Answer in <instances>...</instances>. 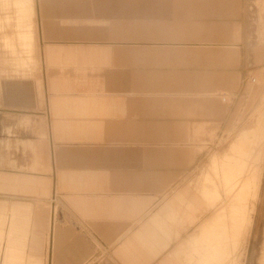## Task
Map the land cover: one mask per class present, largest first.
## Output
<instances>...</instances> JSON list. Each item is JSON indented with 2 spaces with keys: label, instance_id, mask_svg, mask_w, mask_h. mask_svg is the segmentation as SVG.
<instances>
[{
  "label": "crops",
  "instance_id": "obj_1",
  "mask_svg": "<svg viewBox=\"0 0 264 264\" xmlns=\"http://www.w3.org/2000/svg\"><path fill=\"white\" fill-rule=\"evenodd\" d=\"M258 20L250 0H0V264H187L195 154L261 90Z\"/></svg>",
  "mask_w": 264,
  "mask_h": 264
},
{
  "label": "rangeland",
  "instance_id": "obj_2",
  "mask_svg": "<svg viewBox=\"0 0 264 264\" xmlns=\"http://www.w3.org/2000/svg\"><path fill=\"white\" fill-rule=\"evenodd\" d=\"M250 1L259 20L255 24L257 29L249 36L264 51V0ZM250 77L256 78V82L251 84ZM258 79L251 75L248 84L255 87ZM228 99L226 96V102ZM240 103L221 134L203 143L201 154H195V174L190 181L202 196L206 211L185 229L182 239L175 240L174 246L195 230L199 232L198 243L190 242L187 253L181 250L187 264H264V79L257 96L243 98ZM227 174L248 184L244 191L235 192L239 206L231 209L227 205L224 212V189H231L226 182L224 188L217 184ZM205 183L216 186L218 196L212 197Z\"/></svg>",
  "mask_w": 264,
  "mask_h": 264
},
{
  "label": "bare ground",
  "instance_id": "obj_3",
  "mask_svg": "<svg viewBox=\"0 0 264 264\" xmlns=\"http://www.w3.org/2000/svg\"><path fill=\"white\" fill-rule=\"evenodd\" d=\"M240 173L242 174V176L244 175V172H240ZM225 182L229 184V188L231 190H229L228 187H227L228 190L226 188L224 189V193H223L224 203L221 207L222 211L224 212L226 210L225 208L227 205H230L231 209L234 206H239L237 197L235 196V192L244 191L246 184H248V182H246L244 179H243V182L242 181L239 182L238 177H236L233 174H227L225 179L218 181V184H217L218 187L221 186L222 188H224L226 184ZM204 187L206 188V191L211 193L212 197L218 196L217 189L215 188L216 186L205 183Z\"/></svg>",
  "mask_w": 264,
  "mask_h": 264
},
{
  "label": "built area",
  "instance_id": "obj_4",
  "mask_svg": "<svg viewBox=\"0 0 264 264\" xmlns=\"http://www.w3.org/2000/svg\"><path fill=\"white\" fill-rule=\"evenodd\" d=\"M255 81V79L254 78H251V82H254Z\"/></svg>",
  "mask_w": 264,
  "mask_h": 264
}]
</instances>
